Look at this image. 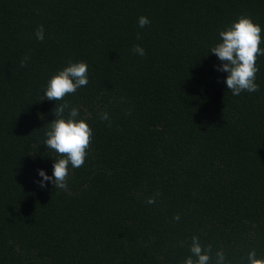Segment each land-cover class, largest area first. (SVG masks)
I'll use <instances>...</instances> for the list:
<instances>
[{
    "label": "trees",
    "instance_id": "16d2710c",
    "mask_svg": "<svg viewBox=\"0 0 264 264\" xmlns=\"http://www.w3.org/2000/svg\"><path fill=\"white\" fill-rule=\"evenodd\" d=\"M242 14L264 27V0H0V264H182L193 235L229 264L264 256V56L234 96L209 53ZM80 60L64 100L93 129L85 163L41 188L43 90Z\"/></svg>",
    "mask_w": 264,
    "mask_h": 264
},
{
    "label": "clouds",
    "instance_id": "9594fccd",
    "mask_svg": "<svg viewBox=\"0 0 264 264\" xmlns=\"http://www.w3.org/2000/svg\"><path fill=\"white\" fill-rule=\"evenodd\" d=\"M138 23L143 28L150 21L148 17L140 16ZM262 32L264 27L254 22L252 17L242 14L219 32L217 42L209 50L219 60L220 63L215 65L216 71L226 73L224 83L234 96L259 89L256 74L259 71L258 57L264 56ZM35 36L38 40H44L43 25L37 29ZM133 52L140 56L145 55L144 47L139 44L134 46ZM88 82V64L82 60L69 61L46 82L42 100L56 101V106L53 109L55 119L48 123L43 144L58 155L54 158L51 175L44 168L37 170L41 188L51 181L55 188L67 190L69 166L79 168L85 163L93 129L86 119L81 118L80 108L64 100V97L75 93ZM57 101L63 102L57 104ZM101 119L107 120L108 113H102ZM147 203H155V198H149ZM179 218L175 217L177 220ZM189 252L182 264H212L213 259L214 264H229L223 250L214 253L212 245L202 244L196 235L191 238ZM246 264H264V256L258 257L255 250L249 251Z\"/></svg>",
    "mask_w": 264,
    "mask_h": 264
}]
</instances>
